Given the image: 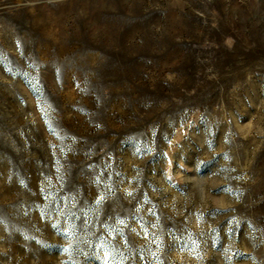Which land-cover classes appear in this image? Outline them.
<instances>
[{"label": "rangeland", "instance_id": "374dc122", "mask_svg": "<svg viewBox=\"0 0 264 264\" xmlns=\"http://www.w3.org/2000/svg\"><path fill=\"white\" fill-rule=\"evenodd\" d=\"M0 264H264V0H0Z\"/></svg>", "mask_w": 264, "mask_h": 264}]
</instances>
